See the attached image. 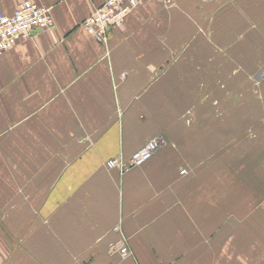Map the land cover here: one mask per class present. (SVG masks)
<instances>
[{"label":"crops","instance_id":"0c3cea01","mask_svg":"<svg viewBox=\"0 0 264 264\" xmlns=\"http://www.w3.org/2000/svg\"><path fill=\"white\" fill-rule=\"evenodd\" d=\"M28 1L53 24L0 55V264H264L258 199L200 164L199 116L220 93L204 64L230 62L217 46H264V0L143 1L104 41L82 26L103 0Z\"/></svg>","mask_w":264,"mask_h":264},{"label":"rangeland","instance_id":"374dc122","mask_svg":"<svg viewBox=\"0 0 264 264\" xmlns=\"http://www.w3.org/2000/svg\"><path fill=\"white\" fill-rule=\"evenodd\" d=\"M234 37L230 34L231 39ZM217 48L219 51L226 48L230 62L225 63L226 70L218 64L220 62L204 64L215 71L216 89L220 93L214 94V98L212 94L202 95L200 100L204 103L199 112L200 123L212 124L214 120L215 132V153L210 149L209 153L203 154L200 164L214 162L217 167L229 166L232 171L237 169L235 172L241 170V177L248 184L249 200L250 197L258 199L251 204L252 215L257 212V217H264V46L242 47V54L234 47ZM201 68L205 67L201 65ZM208 102L214 108L209 109L210 112ZM229 175L231 179L234 177Z\"/></svg>","mask_w":264,"mask_h":264},{"label":"built area","instance_id":"2783aa9c","mask_svg":"<svg viewBox=\"0 0 264 264\" xmlns=\"http://www.w3.org/2000/svg\"><path fill=\"white\" fill-rule=\"evenodd\" d=\"M143 1L147 0H103L94 12L83 20L82 26L93 38L104 41L107 30L123 23L125 17ZM52 24L48 9L28 0L19 3L12 14L0 13V55L19 39L27 37L32 30L50 28ZM155 148V143H148L135 151L128 163L113 158L108 160L106 165L108 168L117 165L121 168L138 165L148 159ZM181 173H184V169ZM110 246L111 249L117 248L122 255L129 253L125 245L114 243Z\"/></svg>","mask_w":264,"mask_h":264}]
</instances>
